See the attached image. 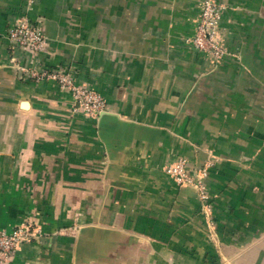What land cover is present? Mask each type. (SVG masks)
<instances>
[{"label": "crops", "instance_id": "obj_1", "mask_svg": "<svg viewBox=\"0 0 264 264\" xmlns=\"http://www.w3.org/2000/svg\"><path fill=\"white\" fill-rule=\"evenodd\" d=\"M203 1L0 0V229L41 230L10 264H264V0H220L218 61L191 43ZM30 2L38 60L9 41ZM35 61L106 111H76ZM180 156L214 163L215 233L164 170Z\"/></svg>", "mask_w": 264, "mask_h": 264}, {"label": "built area", "instance_id": "obj_2", "mask_svg": "<svg viewBox=\"0 0 264 264\" xmlns=\"http://www.w3.org/2000/svg\"><path fill=\"white\" fill-rule=\"evenodd\" d=\"M28 9L19 14L9 31V41L12 48L28 52L34 60L48 49V38L42 29L33 22ZM226 5L220 0H204L198 16L192 45L212 59L218 61L227 53L222 42L221 20ZM25 74L35 81H52L61 90L69 92L76 106L75 110L89 117H97L107 109V102L102 94L87 84L79 83L72 72L66 67H39L35 61L29 67H21ZM213 161L208 160L203 167L190 169L188 161L179 157L165 166V172L180 185H189L196 191L197 198L210 212L209 187L206 178ZM41 236L38 227L29 224L17 226L12 230L0 229V264H10L18 247Z\"/></svg>", "mask_w": 264, "mask_h": 264}, {"label": "rangeland", "instance_id": "obj_3", "mask_svg": "<svg viewBox=\"0 0 264 264\" xmlns=\"http://www.w3.org/2000/svg\"><path fill=\"white\" fill-rule=\"evenodd\" d=\"M180 157H183V156H180ZM179 158V157H178ZM183 158H185V157H183ZM186 159V158H185ZM187 160V159H186ZM208 161V160H207ZM206 161V162H207ZM214 164V163H213ZM212 167V166H211ZM209 175V174H208ZM207 179V178H206ZM206 183H207V181H206ZM208 185V184H207ZM209 194H210V199H209V202H210V204H211V210H210V212H208V213H206L204 210V206H203V204L200 202V205H201V208H202V213H203V215L205 216V219H206V222H208V224L210 225V226H212L213 227V229L211 230L212 231V233H215V231H216V229L214 228V226L216 225V220L214 219L215 218V216H214V195L212 194V192L210 191V189H209ZM199 200V199H198ZM215 222V223H214ZM211 257H213L214 259L213 260H211V259H209L211 262H214V261H216V262H214V263H216V264H219V260L217 259V256L216 255H211ZM218 260V261H217ZM222 264H236V263H232V262H230V263H227V261L226 262H223Z\"/></svg>", "mask_w": 264, "mask_h": 264}]
</instances>
